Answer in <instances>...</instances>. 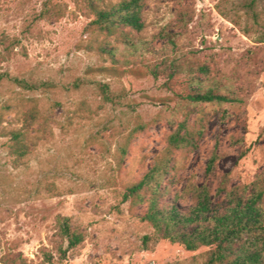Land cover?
<instances>
[{
    "label": "rangeland",
    "instance_id": "rangeland-1",
    "mask_svg": "<svg viewBox=\"0 0 264 264\" xmlns=\"http://www.w3.org/2000/svg\"><path fill=\"white\" fill-rule=\"evenodd\" d=\"M117 1L0 0V264H202L208 247L160 238L127 195L156 164L182 207L201 184L213 202L257 186L264 213V0H142L141 31L96 28L90 3ZM172 62L208 65L236 101L186 103L191 75L168 80ZM184 120L202 137L170 148ZM57 216L83 234L65 255Z\"/></svg>",
    "mask_w": 264,
    "mask_h": 264
},
{
    "label": "trees",
    "instance_id": "trees-1",
    "mask_svg": "<svg viewBox=\"0 0 264 264\" xmlns=\"http://www.w3.org/2000/svg\"><path fill=\"white\" fill-rule=\"evenodd\" d=\"M142 0H118L107 4L90 3L95 15L92 24L101 31L114 32L119 28L141 31ZM185 71L191 75L186 83L182 100L189 104H224L236 101L229 93L222 92L215 84L208 65L183 66L172 62L167 68L168 80ZM19 86L30 89L38 86L13 79ZM106 101H111L106 85H99ZM12 142L9 151L17 164L27 153V145L21 130H11ZM202 137L201 130H189L186 121L180 122L167 137L170 148H194ZM213 155L206 167L212 170ZM166 166L156 164L127 188L129 197L145 203L142 220L154 233L171 243L183 246L187 251L208 247L202 264H262L264 262V213L261 207L263 191L257 186L241 193L229 191L225 200L213 202V196L206 184L190 190V205L182 207L179 198H168V190L162 185ZM58 233L66 242V251L77 247L83 241V234L73 229L66 216H57ZM43 263L53 264V256L43 253Z\"/></svg>",
    "mask_w": 264,
    "mask_h": 264
}]
</instances>
